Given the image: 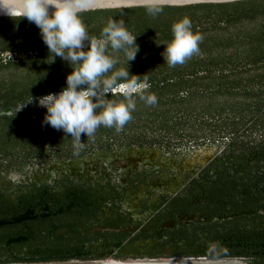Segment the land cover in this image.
<instances>
[{
    "label": "flooded vegetation",
    "instance_id": "1",
    "mask_svg": "<svg viewBox=\"0 0 264 264\" xmlns=\"http://www.w3.org/2000/svg\"><path fill=\"white\" fill-rule=\"evenodd\" d=\"M165 259L264 264L261 148L144 138L0 154V264Z\"/></svg>",
    "mask_w": 264,
    "mask_h": 264
},
{
    "label": "trees",
    "instance_id": "2",
    "mask_svg": "<svg viewBox=\"0 0 264 264\" xmlns=\"http://www.w3.org/2000/svg\"><path fill=\"white\" fill-rule=\"evenodd\" d=\"M80 17L89 36L97 38L110 19L124 21L137 36L139 51L128 64L125 52L109 45L106 54L118 61L112 71L129 68L141 81L148 73L151 87L145 95L157 97L149 105L134 95L135 110L123 129L101 125L91 138L81 135L83 146L99 140L203 139L264 151V0L164 5L156 15L144 6L95 9ZM184 17L202 37L199 51L170 67L161 53L173 39V24ZM53 60L34 23L0 16V110L13 111L0 117V154L79 149L70 135L43 123L47 109L29 108L38 100L17 112L33 97L66 86L73 69L60 57ZM108 98L124 100L120 95Z\"/></svg>",
    "mask_w": 264,
    "mask_h": 264
},
{
    "label": "clouds",
    "instance_id": "3",
    "mask_svg": "<svg viewBox=\"0 0 264 264\" xmlns=\"http://www.w3.org/2000/svg\"><path fill=\"white\" fill-rule=\"evenodd\" d=\"M95 3L96 0H0V12L12 19L26 18L34 23L54 60L60 57L73 69L59 93L33 97L17 112L34 99L38 100L39 106L47 109L43 123L57 131L63 130L78 148L83 147L81 135L91 138L101 125L115 126L121 131L132 119L134 95L138 94L149 105L157 102L155 94L145 95L151 87L147 82L148 73L142 75L145 79L141 81V75L130 74L129 68L112 71L118 61L106 54L109 45L113 51L123 50L128 64L139 51L137 36L125 28L123 20L110 19L100 38L89 36L80 13ZM143 3L149 14L156 15L162 12L165 0H143ZM172 33L173 39L164 44L166 47L161 53L170 67L184 64L199 51L202 40L199 34L193 33L188 17L175 22ZM109 94L123 96L124 100L109 99Z\"/></svg>",
    "mask_w": 264,
    "mask_h": 264
},
{
    "label": "water",
    "instance_id": "4",
    "mask_svg": "<svg viewBox=\"0 0 264 264\" xmlns=\"http://www.w3.org/2000/svg\"><path fill=\"white\" fill-rule=\"evenodd\" d=\"M237 0H165L164 5H190V4H198V3H222V2H232ZM134 6H144L143 0H96L94 6H92L89 10L95 9H111V8H124V7H134ZM0 16H7L3 12H0ZM22 106L18 107V110ZM30 109H46L44 107H40L38 101L36 103H32L29 105ZM13 114V111L10 109L0 110L1 116H10ZM133 264H185L183 262H144V263H133Z\"/></svg>",
    "mask_w": 264,
    "mask_h": 264
},
{
    "label": "rangeland",
    "instance_id": "5",
    "mask_svg": "<svg viewBox=\"0 0 264 264\" xmlns=\"http://www.w3.org/2000/svg\"><path fill=\"white\" fill-rule=\"evenodd\" d=\"M156 262H179V261H177V260H171V259H165V260H157Z\"/></svg>",
    "mask_w": 264,
    "mask_h": 264
},
{
    "label": "bare ground",
    "instance_id": "6",
    "mask_svg": "<svg viewBox=\"0 0 264 264\" xmlns=\"http://www.w3.org/2000/svg\"><path fill=\"white\" fill-rule=\"evenodd\" d=\"M185 264H198V263H194V262H189V261H182Z\"/></svg>",
    "mask_w": 264,
    "mask_h": 264
}]
</instances>
